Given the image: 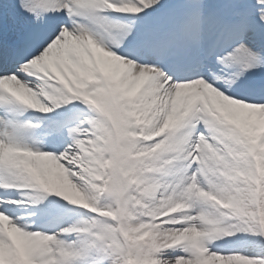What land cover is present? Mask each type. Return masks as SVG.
<instances>
[{
	"label": "snow or ice",
	"instance_id": "1",
	"mask_svg": "<svg viewBox=\"0 0 264 264\" xmlns=\"http://www.w3.org/2000/svg\"><path fill=\"white\" fill-rule=\"evenodd\" d=\"M0 264H264V0H0Z\"/></svg>",
	"mask_w": 264,
	"mask_h": 264
}]
</instances>
